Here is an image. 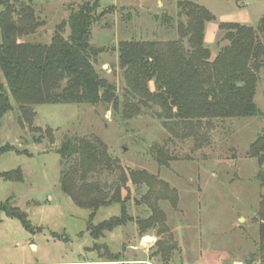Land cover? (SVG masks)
I'll return each instance as SVG.
<instances>
[{"label":"rangeland","instance_id":"374dc122","mask_svg":"<svg viewBox=\"0 0 264 264\" xmlns=\"http://www.w3.org/2000/svg\"><path fill=\"white\" fill-rule=\"evenodd\" d=\"M21 1L32 4L40 26L19 40L40 43H50L57 27L82 4H100L91 44L105 49L98 57L97 70L117 86L121 105L118 109L101 104L40 105L30 122L20 116L13 102L14 110L3 119L1 144L14 151L1 157L0 173L20 168L24 181L13 183L0 177V203L9 200L25 213L35 233L0 212V264L104 263L106 259L99 257L105 253L103 246L122 262L165 264L157 254L159 243L175 245L167 264H248L259 248L258 211L264 194L257 179L258 161L250 155L251 145L264 135V69L255 97L260 117L181 123L158 117L160 108L144 107L141 115L126 119L123 96L127 85L119 66V45L179 38L177 4L184 0ZM192 1L216 17L206 31L213 59L223 36L219 24L257 27L264 17V0ZM164 16L175 18V28H170ZM150 89L155 90L153 83ZM75 136L101 140L113 160V170L101 171L93 181L112 189L122 183L125 173L131 190L128 212L135 221L97 241L88 231L91 211L76 206L61 190L57 149L66 137ZM160 152L168 157L167 164L158 162ZM133 172L151 176L153 191L145 183L141 188L132 184ZM154 212L163 219L141 236L137 221L149 219ZM118 216L120 205L101 208L93 224Z\"/></svg>","mask_w":264,"mask_h":264},{"label":"trees","instance_id":"16d2710c","mask_svg":"<svg viewBox=\"0 0 264 264\" xmlns=\"http://www.w3.org/2000/svg\"><path fill=\"white\" fill-rule=\"evenodd\" d=\"M99 6V3L86 2L72 11L68 20L57 27L50 43L21 42L20 37L34 34L40 26L35 9L21 0H0L3 8L0 12V159L14 151L12 146L1 144L3 119L14 110L13 102L20 116L30 122L36 116L34 108L40 105L101 104L120 108L117 86L97 70L98 57L105 49L91 44ZM177 8L179 38L166 43L136 40L120 43L119 66L127 85L123 116L126 119L139 116L144 107L160 108L161 112H156L158 117L181 123L262 116L255 97L264 69V17L257 27L219 24L223 36L213 59V52L206 45V31L216 17L192 0L179 1ZM164 19L170 28H175L173 16H164ZM65 29L69 30L68 36ZM223 42L226 44L221 46ZM150 83L154 84V91ZM57 154L61 157V190L76 206L91 211L88 231L95 241L135 221L128 212L132 195L125 173L121 174L122 183L112 189L92 180L101 171L111 172L114 168L108 148L101 140L66 137ZM250 155L258 161L257 179L264 189V135L258 136L251 145ZM157 160L167 164L168 157L160 152ZM0 177L13 183L24 181L20 168L0 173ZM131 177L137 188L145 183L153 191L151 176L133 172ZM114 205H120L121 216L93 224L101 208ZM0 212L19 220L27 231L35 233L27 215L9 200L0 203ZM258 216L259 248L248 264L254 261L264 264V194ZM162 217L154 212L149 219L138 220L141 236ZM158 245L161 247L157 254L167 264L175 245ZM101 248L105 253L99 255L100 259L122 262L107 246Z\"/></svg>","mask_w":264,"mask_h":264},{"label":"crops","instance_id":"0c3cea01","mask_svg":"<svg viewBox=\"0 0 264 264\" xmlns=\"http://www.w3.org/2000/svg\"><path fill=\"white\" fill-rule=\"evenodd\" d=\"M114 232V231H113ZM146 239H149V238H145L144 240H146ZM81 260H83V257L81 258ZM92 262V261H91ZM98 263V262H97ZM97 263H91V264H97ZM99 263H102V264H112V263H110V262H99Z\"/></svg>","mask_w":264,"mask_h":264},{"label":"built area","instance_id":"2783aa9c","mask_svg":"<svg viewBox=\"0 0 264 264\" xmlns=\"http://www.w3.org/2000/svg\"><path fill=\"white\" fill-rule=\"evenodd\" d=\"M97 264H102V263H97Z\"/></svg>","mask_w":264,"mask_h":264},{"label":"water","instance_id":"95a60500","mask_svg":"<svg viewBox=\"0 0 264 264\" xmlns=\"http://www.w3.org/2000/svg\"><path fill=\"white\" fill-rule=\"evenodd\" d=\"M104 68H106V67H104Z\"/></svg>","mask_w":264,"mask_h":264}]
</instances>
